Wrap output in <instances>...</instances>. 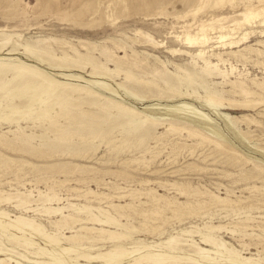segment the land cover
Returning <instances> with one entry per match:
<instances>
[{
    "label": "rangeland",
    "instance_id": "rangeland-1",
    "mask_svg": "<svg viewBox=\"0 0 264 264\" xmlns=\"http://www.w3.org/2000/svg\"><path fill=\"white\" fill-rule=\"evenodd\" d=\"M44 206L107 211L128 246L220 240L192 264H264V0H0V211L73 246ZM14 232V255L50 248Z\"/></svg>",
    "mask_w": 264,
    "mask_h": 264
},
{
    "label": "bare ground",
    "instance_id": "bare-ground-1",
    "mask_svg": "<svg viewBox=\"0 0 264 264\" xmlns=\"http://www.w3.org/2000/svg\"><path fill=\"white\" fill-rule=\"evenodd\" d=\"M223 100L216 95H210L207 97V101L214 105H222ZM146 120L157 123L156 120L151 118H146ZM170 128H172L173 131L178 129L177 126L175 127L174 125H171ZM181 129L184 130L183 128H180V130ZM190 133L195 136L199 134H197L195 130H190ZM199 136H203L206 139L208 137L204 133H200ZM29 196V194H22L16 204V207L25 208V212L31 210L32 208L27 207L30 203ZM120 196L125 197V195ZM11 198L12 197H7L6 199L9 200ZM64 208L65 207L44 206L41 210H43L42 212L48 214L62 215L63 219L53 221V224L57 229H62L63 225H67L68 219L71 220V223L74 226L79 225V229L76 230L75 234L66 236L68 240L75 243L73 246L66 245L59 237L49 235L44 232V228H42L40 223L32 217L22 215L11 216V214L5 211H0V229L5 232L12 230L15 231L14 233H11V236L9 235L11 239L32 246L33 243H36V238H41L46 244H48V246H50V248L46 246L45 248L43 247V249L40 248L34 251H25L27 252L25 254L23 252H19L17 256L12 254L10 249L3 245L5 243H2L0 240V264H12V262H16V264H185L188 262L189 264H192L193 262H197L196 255L202 256L201 254L203 253L206 255H203L202 257L214 259L215 254H218L222 247L219 239L208 235H203L201 242L205 243V245L213 246L214 249L206 248L193 239L186 237L183 238L179 235L171 236L165 240L156 242L155 244L142 242L141 245L136 244L128 246L126 245V241L131 238L130 235L109 229V226H124V224L119 223L117 219L113 217L112 214L110 215L107 211H103V209H101L105 215V219L96 216V214H91L86 218H82L76 217L71 213L65 214ZM72 208H75L77 212H84L82 207L76 208L72 205ZM84 208L90 209V207L87 206H84ZM35 210L37 209H34V211ZM87 224L99 225L100 227L89 226ZM83 230H85V232H82ZM94 230H96L98 234L90 236L88 233ZM193 230L186 229L183 230L182 233L184 235H190L194 232ZM109 242L111 244L107 247L106 245H100ZM187 245L195 248L193 249V253L184 248ZM3 255L6 257H2ZM184 260H186V262H182Z\"/></svg>",
    "mask_w": 264,
    "mask_h": 264
}]
</instances>
